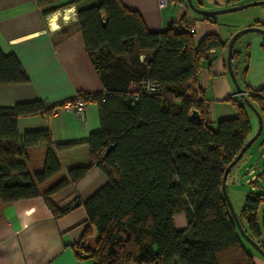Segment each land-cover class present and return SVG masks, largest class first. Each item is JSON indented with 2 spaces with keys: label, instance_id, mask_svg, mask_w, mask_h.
Listing matches in <instances>:
<instances>
[{
  "label": "trees",
  "instance_id": "1",
  "mask_svg": "<svg viewBox=\"0 0 264 264\" xmlns=\"http://www.w3.org/2000/svg\"><path fill=\"white\" fill-rule=\"evenodd\" d=\"M35 1L43 15L75 7V29L103 92H81L66 102L92 97L99 130L81 142L55 143L48 129L18 132L16 122L22 116H49L65 102L0 105V205L42 196L58 218L72 205L58 208L50 195L96 167L106 182L82 206L97 239L79 251L93 264H253L221 190L226 167L253 133L245 103L226 98L235 114L212 121L197 84L210 49L227 44L217 34L196 43L186 16L151 32L140 14L121 0H93L89 5L88 0ZM223 1L231 6L248 0ZM71 32L67 28L59 35ZM27 81L17 58L0 50V84ZM146 81L155 83L157 90L141 92ZM241 88L261 115L263 128L264 87ZM193 109L199 112V122L189 117ZM39 145L45 147L42 168L30 172L27 149ZM62 164L65 175L42 188ZM257 178L249 185L257 184ZM252 187L257 193L248 192L236 213L245 233L264 252V191ZM180 210L186 226L177 230L173 218Z\"/></svg>",
  "mask_w": 264,
  "mask_h": 264
},
{
  "label": "crops",
  "instance_id": "2",
  "mask_svg": "<svg viewBox=\"0 0 264 264\" xmlns=\"http://www.w3.org/2000/svg\"><path fill=\"white\" fill-rule=\"evenodd\" d=\"M121 2L127 8L137 11L151 32L162 31L168 22H177L186 16L188 24L194 27L192 37L196 43L208 34H217L227 44L233 32L253 26L257 21L261 22L264 29V8H257L245 22L223 34V29L214 22L197 18L198 14L188 7L186 0ZM192 3L201 9L227 6L223 0H192ZM75 23L74 6L43 15L35 0H0V50L3 54L12 53L28 77L24 83L0 84V105L42 100L46 106H51L73 99L81 92H103L101 81L87 56ZM67 28L72 32L67 37H60V31ZM226 49L227 45L225 48L210 49L208 57L203 59L208 64H201L199 69L197 84L207 104L208 101H226V98L235 101L240 99L226 74ZM232 51L233 70L235 76L240 78L241 86L249 90L263 88L264 36L257 32L243 33L236 38ZM230 114L228 111L224 116L230 117ZM247 115L253 132L248 112ZM16 128L18 132L48 129L55 143L81 142L99 130L98 108L92 101L86 104L82 116L66 110L49 116H22L17 119ZM44 151L45 147L41 145L27 149V170L42 168ZM63 156L64 153L60 154L61 158ZM62 169L65 173L64 164ZM234 178L232 175L233 182ZM105 182L103 172L93 167L77 182L50 195V202L58 208L72 205L68 213L58 218L52 216L42 196L0 205V264H93L92 258L81 256L83 251L79 252L85 244L93 246L97 239L96 229L87 221L82 202ZM226 184L231 198L228 178ZM257 184V188L261 187L259 178ZM231 189L239 193L238 202L243 204L248 193L240 194L235 187ZM75 202L78 205L73 207ZM173 220L177 230L185 228L186 218L182 210L174 214ZM251 255L253 264H264L261 254L257 252Z\"/></svg>",
  "mask_w": 264,
  "mask_h": 264
},
{
  "label": "rangeland",
  "instance_id": "3",
  "mask_svg": "<svg viewBox=\"0 0 264 264\" xmlns=\"http://www.w3.org/2000/svg\"><path fill=\"white\" fill-rule=\"evenodd\" d=\"M251 1H255V0H251ZM92 2H93V0H88V1H86V4L89 5ZM246 2H250V0L245 1L244 3H246ZM257 8H264V4L250 6V7H247V8L241 9V10H237V11H230V12L215 14V15H213V20H209V21H212L215 24H217V26H219V28H221V30L223 29L222 30L223 34L229 33V31L231 29H234V27L240 25L241 23L245 22V20L247 18L251 17L254 10H258ZM197 18H199V17H197ZM247 27H249V26H246L244 28H247ZM241 29H243V28H239V30H241ZM235 32H233V34ZM142 58H143V56H141V59ZM207 64H208L207 61L202 62L203 66H205ZM226 74H227V77H229L227 68H226ZM229 79H230V77H229ZM236 79H237L238 83L240 84V78L236 77ZM208 105H209L208 109L210 111L209 116H210L212 121H217L221 117H226L224 115L228 111L231 112L230 117H232L234 115V109L228 101H222V102H218V103H216L215 101H208ZM245 108H246V110H247V112L251 118V124L253 127L252 135H253L256 132L257 127H258L257 116L254 114V112L247 105H245ZM262 153H264V127L262 128V131L260 132L259 136L247 148L244 156L241 158V160L238 162V164L234 167V169L229 174L228 184L229 185L231 184L229 186L230 191H231V198L230 197L229 198L231 200V204H232L235 212H237L242 207V204H240V202H238L239 197H240L239 193L237 194L235 191H233L231 189L232 187H235L236 190H238L240 192V194H243V193L246 194L248 192L249 193L250 192L251 193H257L256 191H258V190L252 189V186H254V188L257 189L258 184L250 186L249 184H247L245 182V178L250 179L249 176L245 175V172H244L245 166L249 167L250 169H252L254 171V177L258 176L259 185H261V187H259V188L261 189V191H264V182H263L264 181V157L261 156ZM35 157H37V155ZM32 169L33 168H29V171H31ZM35 169H41V168L38 167ZM64 175H65V173L62 169L58 174H56L55 176H53L52 178L47 180L43 186L50 185L51 183L55 182L59 178L63 177ZM232 175H233V178L235 177L234 182L232 180ZM241 242L243 243V246L251 254L257 253L255 248H253V246H251L245 239L242 238Z\"/></svg>",
  "mask_w": 264,
  "mask_h": 264
},
{
  "label": "water",
  "instance_id": "4",
  "mask_svg": "<svg viewBox=\"0 0 264 264\" xmlns=\"http://www.w3.org/2000/svg\"><path fill=\"white\" fill-rule=\"evenodd\" d=\"M188 7L196 14L201 15V16H213L215 14H219V13H225V12H230V11H237V10H241L250 6H254V5H259V4H264V0H255V1H250V2H246V3H242V4H236V5H231V6H226L224 8H219V9H201L196 7L193 3L192 0H186ZM247 32H257L260 33L264 36V29L262 27L259 26H249L247 28H243L241 30L236 31L234 34L231 35V37L228 40L227 43V51H226V59H225V63H226V68L229 74V77L235 87L236 90V94L241 98V100L245 103V105H247L253 112L254 114L257 116V120H258V127L256 132L249 137V139L245 142V144L243 145V147L241 148V150L239 151V153L235 156V158L232 160V162L226 167L224 173H223V177H222V182H221V190H222V194L223 197L226 201V204L229 208V211L233 217L234 223L236 225V227L238 228L241 236L243 237V239H245L251 246H253V248H255V250L261 254V256L264 257V252L262 251V249L258 246V244L251 238L249 237L245 231L243 230V228L240 225L237 213L235 212L232 204H231V200L229 198V195L227 193V188H226V178L228 175L229 170L231 169V167L241 158V156L243 155V153L245 152V150L251 145V143L259 136L260 132L262 131V126H263V120L261 115L259 114V112L257 111V109L251 104V102L247 99L246 97V93L245 91L242 90L240 84L238 83L236 76H235V72L233 70V66H232V49H233V44L236 40V38L243 34V33H247ZM189 117L192 120H195L197 122L200 121V115L199 112L196 109L191 110ZM112 146H109L106 150L105 153H107ZM78 205V202H75L73 204V207H76Z\"/></svg>",
  "mask_w": 264,
  "mask_h": 264
},
{
  "label": "built area",
  "instance_id": "5",
  "mask_svg": "<svg viewBox=\"0 0 264 264\" xmlns=\"http://www.w3.org/2000/svg\"><path fill=\"white\" fill-rule=\"evenodd\" d=\"M188 30L191 33L193 32L194 27L192 24H189ZM156 90H157V85L150 81L144 82V85L141 87V92L146 93V94L153 93ZM92 101H93L92 97H89L86 100L82 98H77L73 102L63 103L60 110L58 109L53 110L51 114H56L58 111L66 110V111L74 112L77 116H82L84 113L86 104ZM262 157H264V153L262 154ZM245 172H246V175L250 177V179H245V182L249 184L252 180L255 179L254 171L250 169L249 167H246ZM81 256H83V253H81Z\"/></svg>",
  "mask_w": 264,
  "mask_h": 264
}]
</instances>
